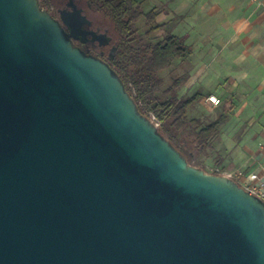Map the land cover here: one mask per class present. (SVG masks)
Masks as SVG:
<instances>
[{"label":"water","instance_id":"95a60500","mask_svg":"<svg viewBox=\"0 0 264 264\" xmlns=\"http://www.w3.org/2000/svg\"><path fill=\"white\" fill-rule=\"evenodd\" d=\"M75 41L41 0H0V264H264V201L191 165Z\"/></svg>","mask_w":264,"mask_h":264},{"label":"crops","instance_id":"0c3cea01","mask_svg":"<svg viewBox=\"0 0 264 264\" xmlns=\"http://www.w3.org/2000/svg\"><path fill=\"white\" fill-rule=\"evenodd\" d=\"M161 3L162 9L154 4L159 15L172 6L180 12L175 31L189 22V93L201 97L189 115L213 120L227 114L214 145L218 162L232 166L222 167L227 170H259L264 164V0ZM209 95L221 103L212 105ZM204 108L216 115L203 113Z\"/></svg>","mask_w":264,"mask_h":264},{"label":"trees","instance_id":"16d2710c","mask_svg":"<svg viewBox=\"0 0 264 264\" xmlns=\"http://www.w3.org/2000/svg\"><path fill=\"white\" fill-rule=\"evenodd\" d=\"M42 5L55 6L60 12L73 2L88 20V26L108 36L104 44L99 40L79 44L90 53L109 61L125 84L134 90V98L141 111L153 113L161 128L177 142V148L192 161L206 155L215 145L221 125L228 117L220 114L206 121L201 116L188 115V109L200 99V94L180 97L179 88L189 78L185 73L172 78L169 84L161 73L177 59H185L190 47L182 37L168 33L162 39L153 36L167 23H158L159 11L152 7L144 10L143 0H42ZM145 20L146 30L141 32L140 22ZM107 57V59H105ZM188 141V142H186ZM189 144V147H188ZM194 150L195 154H192Z\"/></svg>","mask_w":264,"mask_h":264},{"label":"rangeland","instance_id":"374dc122","mask_svg":"<svg viewBox=\"0 0 264 264\" xmlns=\"http://www.w3.org/2000/svg\"><path fill=\"white\" fill-rule=\"evenodd\" d=\"M42 1V0H41ZM157 4L158 9L164 8L165 5L161 3V0H143V7L145 11H148L152 7H154V4ZM71 7L68 9H63L59 12L60 17L64 19L68 27L70 28V33H72L73 37L76 39L75 43L79 44V40L83 41H89V40H99L100 42H106L108 41V36L104 33H98L96 31H93L89 26V22L86 19V17L83 15L81 10L73 3L71 2ZM44 8L51 11L57 18L60 19V17L57 16V13H55L53 8L43 5ZM170 10L163 11L159 17L157 18L158 23H164L167 22V26L156 32L154 34V38L156 40L162 39L166 34L168 33H175L179 37H182L187 45H189V22L184 21L183 27H181L179 30L175 31L176 26V20H178L180 17V12L177 11V9H174L175 7L172 6ZM174 19V20H173ZM140 29L141 32H144L146 30L145 20L143 19L140 22ZM78 40V41H77ZM109 62V61H107ZM189 74V56L185 59H177L174 64L169 67L168 69L164 70L161 75L163 76L165 83L169 84L172 81V78L179 77L183 74ZM127 90L133 95L134 90L131 87L130 84H126ZM179 96L180 97H188L192 95L189 93V78L184 80L179 88ZM201 110H199L200 112ZM210 112V117H213L216 115V111L210 110L208 108L203 109V113ZM153 114V113H152ZM188 115H189V109H188ZM204 119L206 121L210 120L209 115L205 116ZM159 120V119H158ZM160 121V120H159ZM161 122V121H160ZM161 132L164 134L166 138H168L175 146H177V142L174 141L169 132L164 131L160 126ZM188 142V141H186ZM189 147V144H188ZM192 154L194 153V150L191 151ZM190 164L198 167L200 169L205 170L206 172H211V167H225V168H232L231 165H229L227 162H218V156L217 152L215 150V147L210 149L206 155H202L200 157L195 158L194 160L190 161Z\"/></svg>","mask_w":264,"mask_h":264},{"label":"built area","instance_id":"2783aa9c","mask_svg":"<svg viewBox=\"0 0 264 264\" xmlns=\"http://www.w3.org/2000/svg\"><path fill=\"white\" fill-rule=\"evenodd\" d=\"M212 105L217 106L221 103V99L216 95H209L207 97ZM151 119L161 126V122L158 118L152 114H148ZM211 173L223 174L236 180L242 187H244L249 193L258 196L264 201V164L261 165L259 170H227L220 166L211 167Z\"/></svg>","mask_w":264,"mask_h":264},{"label":"flooded vegetation","instance_id":"af4514ba","mask_svg":"<svg viewBox=\"0 0 264 264\" xmlns=\"http://www.w3.org/2000/svg\"><path fill=\"white\" fill-rule=\"evenodd\" d=\"M45 6L53 8L55 13H57V16L60 17L59 11L55 8V6L53 5H49V4H45ZM55 15V14H54ZM105 59H107V57H105ZM108 60V59H107Z\"/></svg>","mask_w":264,"mask_h":264}]
</instances>
